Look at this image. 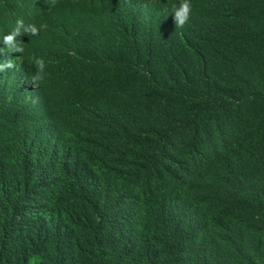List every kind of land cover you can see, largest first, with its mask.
<instances>
[{"label": "trees", "instance_id": "1", "mask_svg": "<svg viewBox=\"0 0 264 264\" xmlns=\"http://www.w3.org/2000/svg\"><path fill=\"white\" fill-rule=\"evenodd\" d=\"M179 3L71 4L44 35L144 113L58 83L0 92V131L16 130L0 140V264H264V114L244 91L264 0H191L182 55L166 30Z\"/></svg>", "mask_w": 264, "mask_h": 264}, {"label": "rangeland", "instance_id": "2", "mask_svg": "<svg viewBox=\"0 0 264 264\" xmlns=\"http://www.w3.org/2000/svg\"><path fill=\"white\" fill-rule=\"evenodd\" d=\"M106 1L108 7H105V9L108 10L119 6L165 10L174 0ZM76 3L90 6L93 0H54V3L52 0H0V49L6 47L2 38L12 31L17 18H22L26 25L35 24L39 27L38 24L46 23L47 28H49L52 21L58 20L59 11L61 13L63 10H67L69 5ZM179 29L176 28L175 23L166 28L169 43L177 51L181 48L177 39ZM46 31L47 29H42L31 43H24L22 45L24 48L23 53L10 52L6 48L4 52L0 53V62L12 60L15 64L14 68L0 72V92H3L4 89L6 91L12 89L13 92L25 94L31 89H37L39 85H43L45 89L52 91L54 85L58 83L61 86L62 93L67 95L72 102L84 101L107 106L111 110L122 113L139 111L144 113L146 111V108L131 105L118 98L119 96L115 92L118 75L109 69L102 66L83 65L73 56L70 57L67 52L62 55L54 52L50 46L44 45L43 40ZM25 35L16 37V40L22 42ZM177 53L179 55L183 54L181 50ZM35 58H42L45 61V69L43 81L34 84L31 77L37 71L34 64ZM249 63H251V69L246 71L248 86L244 87V91H246L245 97L248 102L254 103L253 115L258 117L264 114V48H259L258 52L251 55ZM209 70L219 76L228 74V77L232 80V75L229 74L226 65L221 61H212L209 64ZM256 86L260 90L257 94H254L253 87ZM15 132L14 127L8 130L5 129L0 133V140L13 135Z\"/></svg>", "mask_w": 264, "mask_h": 264}, {"label": "clouds", "instance_id": "3", "mask_svg": "<svg viewBox=\"0 0 264 264\" xmlns=\"http://www.w3.org/2000/svg\"><path fill=\"white\" fill-rule=\"evenodd\" d=\"M54 3V0H52ZM172 14L174 18V22L176 28H183V26L189 21L190 15L192 12V4L191 0H180V3L172 5ZM42 29H47V24H41L39 27L35 24H25L22 18H17L15 21V27L9 32L7 35H4L2 38L3 43L5 44V48L10 52H18L23 53V43L18 42L16 37L21 35H30L36 36ZM4 49H0V53L5 51ZM34 64L37 68L35 75L31 77L32 82L35 84L36 82H42L44 79L43 73L45 69V61L42 58H35ZM15 67V64L12 60H8L7 62H0V72L4 70L12 69ZM35 103V101H33Z\"/></svg>", "mask_w": 264, "mask_h": 264}]
</instances>
